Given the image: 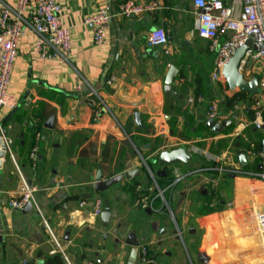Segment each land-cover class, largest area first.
Returning a JSON list of instances; mask_svg holds the SVG:
<instances>
[{
  "label": "crops",
  "instance_id": "obj_1",
  "mask_svg": "<svg viewBox=\"0 0 264 264\" xmlns=\"http://www.w3.org/2000/svg\"><path fill=\"white\" fill-rule=\"evenodd\" d=\"M2 1L15 9V0ZM54 1L62 6L61 22L70 29L71 49L39 57V36L31 28L34 0H30L7 89L17 105L1 110L13 158L7 154L0 167V264H127L132 250L126 241L129 232L136 234L140 247L148 246L153 264H264L255 220L257 212L264 213V181L249 174L262 171L251 147L264 153V124L257 128L253 121L254 95L234 111L225 108V97L238 90H231L224 78H213L215 54L196 32L192 0H134L145 8L130 15L119 13L128 0ZM100 9H108L114 17L103 46L98 47L84 20ZM159 27L167 32L169 43L149 46L150 32ZM171 66L178 73L166 95L164 80ZM108 78H113L112 84ZM198 88L202 101L197 100ZM167 97L169 107L186 110V116H178V127L181 133L192 134L190 140L171 134ZM190 97L196 98L194 103ZM214 100L221 122L232 121L220 133L206 126L207 108ZM136 112L143 128L135 123ZM50 118L52 128L47 127ZM129 119L135 127L150 128L140 136L163 139L158 155L182 146L188 152L192 144L222 157L216 168L227 167L230 156L231 166L243 172H199L208 162L193 154L189 164L167 166V176L158 177L154 162L158 155L148 157L154 165L147 164L124 129ZM221 141L223 147L217 151ZM36 146L34 164L30 153ZM132 169H139L133 179L94 191L99 170L105 181ZM177 172L191 175L168 188V179L173 181ZM21 175L38 189L37 206L27 212L9 206ZM137 186L152 199L151 206L134 203ZM158 189L164 198L170 192L166 204ZM98 198L116 213L108 227L93 215ZM82 201L84 207L79 205ZM136 264L143 262L138 258Z\"/></svg>",
  "mask_w": 264,
  "mask_h": 264
},
{
  "label": "built area",
  "instance_id": "obj_2",
  "mask_svg": "<svg viewBox=\"0 0 264 264\" xmlns=\"http://www.w3.org/2000/svg\"><path fill=\"white\" fill-rule=\"evenodd\" d=\"M16 7L13 9L7 2L0 0V137L7 148V154L13 158L11 151L12 139L7 135L3 126L1 110L4 108L13 109L17 105V99L7 92L11 82L12 70L17 57V44L20 36L23 34V14L26 12L30 0H15ZM194 14L197 16L196 32L208 42L210 52L215 54L216 69L213 74L215 80L223 79V67L231 59L234 50L237 47H244L245 53L239 64V71L248 80L254 76L259 77V91L252 97V110L254 114V123L257 128L264 124V0H192ZM145 8L144 5L136 3L134 0H128L120 6L119 13L124 15L138 14ZM15 17H12V14ZM62 6L54 0H34V10L31 19V28L38 34L36 41V50L40 58L55 56L57 53H69L71 49V33L67 26L61 22ZM114 14L108 9H100L96 14L84 20L90 28L94 43L96 46H103L107 32L111 25ZM251 44H247L248 41ZM169 43V36L165 29L155 28L148 36V45L152 47H165ZM168 53L169 51L166 50ZM112 84L113 78L106 81ZM98 96V92L93 91ZM195 97H190L189 102L195 101ZM202 101V97H197ZM208 118H213L221 122V114L217 101L209 102L207 108ZM252 154L260 158L262 171L251 172L254 178L264 181V153L257 150L252 145ZM189 155L199 154L203 156L208 165L199 169L203 171H227L239 174L243 171L237 167L231 166L230 161L227 167L216 168L222 157L201 149L195 145H188ZM30 158L35 164L38 160V147H34L30 153ZM226 158V157H224ZM227 160V161H228ZM149 174H154L147 166ZM216 169V170H215ZM191 175V172H177L168 188H173L178 182ZM21 185L17 195L9 202V206L15 209H22L28 203L36 205L37 187L29 184L21 175ZM154 179V178H153ZM154 182L155 179H154ZM156 187L157 183H155ZM142 186L136 187L134 203L136 205L151 206L152 199L145 194ZM159 191V196L165 201L163 191ZM167 202L165 201V204ZM80 207H84L86 202H80ZM104 208L102 198H98L94 203L93 215L100 216ZM43 223L49 232L52 231L48 221L41 214ZM257 233L264 246V213L255 214ZM57 249L64 256L66 261L68 257L66 251L61 248L59 242L55 239ZM1 252V240H0ZM142 253L141 261L143 263L153 264L149 259V248L147 245L140 247ZM69 262V261H68ZM87 264H95L88 262Z\"/></svg>",
  "mask_w": 264,
  "mask_h": 264
},
{
  "label": "water",
  "instance_id": "obj_3",
  "mask_svg": "<svg viewBox=\"0 0 264 264\" xmlns=\"http://www.w3.org/2000/svg\"><path fill=\"white\" fill-rule=\"evenodd\" d=\"M248 45L251 44L249 40ZM245 53L244 47H237L234 50V53L228 63L223 67L222 75L225 81L228 83L229 88L231 90H238V91H246L251 95H256L259 91V77L254 76L252 79L248 80L244 77V75L239 71V64L241 59L243 58ZM178 73L177 68L175 66H171L169 71L166 74L164 80V91L166 95H170L172 92L173 82L175 77ZM135 123L140 128H143L141 114L139 112L135 113ZM231 120H226L223 122H217L213 118H209L206 122V126L210 128L215 133H220L224 128L231 125ZM47 127H53V118H50L47 124ZM150 145H146V148H149ZM7 155V148L5 143L3 142L2 138L0 137V167L2 166L3 159H5ZM192 156L189 155L187 149L182 146L174 150H164L160 152L157 157V160L154 162L157 163L159 169L157 170V176L163 177L167 176V166L176 165L178 163L189 164L192 160ZM242 164H245V157H240ZM139 172V169H132L128 170L122 174H118L115 176L110 177L108 180L103 181L102 179V171L99 170L96 176L95 182H93V189L95 192H104L110 189L113 185L122 182L123 180L133 179L134 176ZM32 205L28 203L24 208L21 209L22 212H27L31 210ZM116 213L112 212L109 207L104 208L102 213L100 214V221L101 224L105 227L110 226L111 219L115 216ZM121 228V225L118 226V229ZM127 243L132 246L131 254L129 256V260L127 264H136L138 258H142V253L140 252V243L137 239V236L134 232H129L127 235ZM105 250V249H103ZM148 264V263H143Z\"/></svg>",
  "mask_w": 264,
  "mask_h": 264
},
{
  "label": "trees",
  "instance_id": "obj_4",
  "mask_svg": "<svg viewBox=\"0 0 264 264\" xmlns=\"http://www.w3.org/2000/svg\"><path fill=\"white\" fill-rule=\"evenodd\" d=\"M226 84V83H225ZM197 96L201 94V91L197 90L196 92ZM249 93L246 91H235L232 95L226 96L224 100L225 108L229 111H234L236 106L239 105L241 102L242 104L248 103L249 99ZM168 101L169 97L166 98V103H165V112L171 116L169 120V125H170V131L172 135H178L182 136L186 140H190L192 138V134L189 135L187 131H184L181 133L179 131L178 127V116L183 115L186 116V110L181 108L180 106H168ZM174 112V113H173ZM125 131L127 134L130 135L131 140L133 141L134 145L137 147V149L141 152L143 157L145 158L147 164L149 165H154L153 163V158H148L150 155L155 154L158 149L161 147L163 143V139L160 136H157L156 138L152 137H143L140 136V133L147 134L150 132V128L147 127L146 129H140L138 127H135L133 121L129 119L124 127ZM138 133V134H134ZM147 144H150V148L145 150V146ZM76 142L74 139L71 140V147L75 148ZM223 147L222 141L220 142L219 149L217 151H220V149ZM158 153L154 155V157H157ZM172 182V179H168V185ZM160 188H163L165 185L159 184ZM170 192L165 193V199L168 202L169 194ZM149 259H152L155 261L154 257L150 254L149 252Z\"/></svg>",
  "mask_w": 264,
  "mask_h": 264
},
{
  "label": "rangeland",
  "instance_id": "obj_5",
  "mask_svg": "<svg viewBox=\"0 0 264 264\" xmlns=\"http://www.w3.org/2000/svg\"><path fill=\"white\" fill-rule=\"evenodd\" d=\"M103 200V199H102ZM103 202H104V200H103ZM104 205H105V203H104ZM143 206V205H142ZM104 209V208H103ZM70 259V258H69Z\"/></svg>",
  "mask_w": 264,
  "mask_h": 264
}]
</instances>
